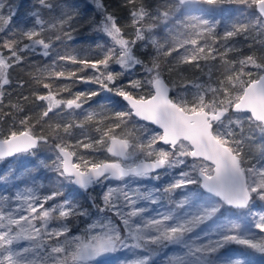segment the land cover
<instances>
[{"label":"snow or ice","instance_id":"6c2138e0","mask_svg":"<svg viewBox=\"0 0 264 264\" xmlns=\"http://www.w3.org/2000/svg\"><path fill=\"white\" fill-rule=\"evenodd\" d=\"M232 2L0 0V110L19 90L63 133L48 157L30 112L0 135V264H264V62L253 52L215 80L186 75L236 47L244 23L212 11ZM250 63L259 74L244 81Z\"/></svg>","mask_w":264,"mask_h":264},{"label":"trees","instance_id":"16d2710c","mask_svg":"<svg viewBox=\"0 0 264 264\" xmlns=\"http://www.w3.org/2000/svg\"><path fill=\"white\" fill-rule=\"evenodd\" d=\"M105 2L110 5L112 8H118L120 3L122 2V0H105ZM206 6L204 5H199L198 3H196V0L192 1V12L195 13L197 11H200L201 9H204ZM212 11L214 13H216L217 15H220L224 20L226 21H232L234 18H239L245 25L246 29H242L241 32L237 35V37L241 40V42L244 39H248L249 38H245L244 37V33L245 32H249V27L252 25V23L254 25H259V27L261 28V36L258 37L257 39L250 40L249 44H245L244 46H240L238 48H234L232 49L231 52H229L227 54V56L224 55H218L215 51L211 52V55H208L209 49L206 48L205 49V55H208V59L206 61V64L208 65V67L202 68L200 71L198 72H188L186 73L187 78L188 79H193L196 77H200L202 80L207 81L208 80V74L209 71L211 73V76L213 78V80L222 77V76H226L229 73H231L233 71V66L230 63L231 59L237 57V56H246L249 53H256L257 57H259V59H257V63L260 62H264V56H260L261 53H264V43H257V40L264 42V20H260V21H255V13H256V8L254 6V0H234V2L227 4L224 6L223 9H212ZM121 16H123V12L121 11L119 13ZM206 14V13H205ZM98 18V17H97ZM255 21V22H254ZM185 34H187V32L191 31V29H184ZM93 33L87 32L86 30H81L80 32H77L75 34L76 36V40L80 41V44H78V47H88V45L91 43L92 37H93ZM224 40H219L216 42L215 47H219L221 49V52L224 51L223 47H222V42ZM75 43V41H74ZM256 47V50H254V48ZM216 56L217 58L214 60L212 57ZM33 60L35 58H32ZM228 61V62H225ZM203 63V62H202ZM115 67V66H114ZM182 68H187L188 66H181ZM236 67L238 68L239 65H236ZM27 71V69L21 70V69H17L16 72L12 73V78L15 80L17 78V76L20 75H24V73ZM245 72H251L252 76L248 77V76H243L241 77L242 80L247 81L248 79H255L256 76L259 74V70L256 69L255 67H253L251 65V63L244 69ZM88 72L83 73V75H88ZM166 80H175L177 83V87L174 88V91L171 93V95H175L176 93H181L183 94L185 92V89L182 87H179V83H180V78L179 76H177L176 72H172L170 75H166L165 76ZM225 83H227V81H225ZM89 87H96L95 85H87V84H83V83H77V85L75 86V89H87ZM239 87L240 85L237 84V86L233 89L232 94L235 95L237 94V92L239 91ZM74 89V90H75ZM26 91V90H25ZM20 94L19 90H13L11 96L5 95L4 99H5V103L7 101H11V103L6 104V107H3L2 110H0V135H6L9 131V129L11 130H20L21 126L19 125L18 121L25 115V113L30 112V115L32 116V120L30 121V123L33 124L32 127V131L36 134H41L44 136H48L49 137V144L46 145H42V149H41V156L42 157H48L50 156V151L52 148V144H53V135L56 136H61L63 135L62 131L58 132V133H53L52 129L49 127V125L44 124L43 121L38 120L36 115L34 113V109L33 106L27 102V101H18L16 99V97ZM62 95H66V94H62ZM12 105H16L15 107H13ZM10 113V115H9ZM17 122L15 125H13V122ZM77 132H79V129L76 130ZM118 131V130H117ZM119 132V131H118ZM124 133V132H123ZM137 135V134H134ZM141 133L138 135L140 136ZM137 136V137H138ZM131 138L133 137V141L135 142L136 138H134V136H130ZM71 143V141H70ZM255 158L259 157L260 153L259 151H257L255 148L252 149V153H251ZM98 156L101 157H108L110 158L109 154H106L104 152H100L97 153ZM139 152L137 154V157H139ZM6 163L5 164H0V169H3L6 167ZM13 167H22L21 163H17L16 165H13ZM41 175L43 176V173H41ZM53 174L49 173L47 175V177H45L42 180V183L46 186L49 185L50 181H49V177H51ZM163 179H168L167 177H164ZM112 183V182H109ZM119 183V182H117ZM98 191V189H97ZM76 229L74 228V231ZM230 247L235 248V245H231ZM154 259H156L157 261H161L163 259V253H159L157 254Z\"/></svg>","mask_w":264,"mask_h":264},{"label":"rangeland","instance_id":"374dc122","mask_svg":"<svg viewBox=\"0 0 264 264\" xmlns=\"http://www.w3.org/2000/svg\"><path fill=\"white\" fill-rule=\"evenodd\" d=\"M247 27H249V32H245V33H244V37H248L249 40H248V39H244V40L241 42V40L236 36L233 40L227 41V43H229V44L235 43V45H236L235 48H238V47H240L241 45L244 46L245 44H249V43H250V40H253V41H254L255 39H257L258 37L261 36V28H260L259 26L257 27V25H254V24L252 23V25L247 26ZM244 29L247 30L246 27H245ZM221 42H222V41H221ZM224 43H226V42L223 41L222 44H224ZM254 50H256V47L254 48ZM7 102H8V101H7ZM7 102H6V104H8ZM153 127H155V126H153ZM126 130H127V131H132V128H131L129 125H122L121 128L118 129V131L121 132V133L125 132ZM134 134H137V135H133L134 138H137V136L140 134V132H135ZM128 138H129V140L133 141V137L131 138V137L129 136ZM133 142H134V141H133ZM81 151H83V149H81ZM129 151H130V152H133L135 155L138 154V152H137L135 149L130 148ZM252 156H253V155H252ZM253 157H254V156H253ZM110 158H111V157H110ZM254 158H255V157H254Z\"/></svg>","mask_w":264,"mask_h":264},{"label":"water","instance_id":"95a60500","mask_svg":"<svg viewBox=\"0 0 264 264\" xmlns=\"http://www.w3.org/2000/svg\"><path fill=\"white\" fill-rule=\"evenodd\" d=\"M193 1V0H192ZM110 155V154H109Z\"/></svg>","mask_w":264,"mask_h":264},{"label":"flooded vegetation","instance_id":"af4514ba","mask_svg":"<svg viewBox=\"0 0 264 264\" xmlns=\"http://www.w3.org/2000/svg\"><path fill=\"white\" fill-rule=\"evenodd\" d=\"M110 156V155H109Z\"/></svg>","mask_w":264,"mask_h":264}]
</instances>
